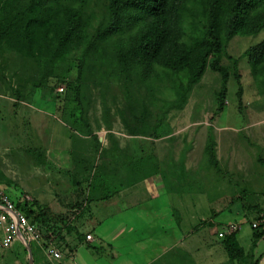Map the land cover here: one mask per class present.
I'll list each match as a JSON object with an SVG mask.
<instances>
[{"label":"rangeland","instance_id":"obj_1","mask_svg":"<svg viewBox=\"0 0 264 264\" xmlns=\"http://www.w3.org/2000/svg\"><path fill=\"white\" fill-rule=\"evenodd\" d=\"M64 1L75 7L83 2L84 18L92 25L88 33L92 34L102 20L106 0ZM10 9L11 5L7 4V10ZM263 38L264 32H260L257 35H236L228 41L226 55L220 56L229 79L219 114L215 112L219 108L221 77L208 67L193 86L185 106L168 113L166 125L158 129L155 137L149 136L150 130L135 138L127 135L116 115L117 107L123 102L121 92L113 84L107 87L100 67L88 66L82 90L83 118L97 136L99 149L93 138L79 135L63 120L67 83L75 81L78 76L77 60L82 46L70 49L64 58L69 68L65 80L50 78L45 87H36L30 79L35 70L31 57L5 49L0 56V185L13 196L29 195L44 209V219L60 229L71 216V210H81L69 225V231L63 229L64 235L56 239L63 259L72 257V249L65 239L67 235L68 243L77 241L83 244V237L91 234L94 244L95 233L102 243L95 250L99 256L104 258L111 253L108 247L111 243L120 255L115 264H126L125 256L130 252L128 245L159 240L163 228L171 230L175 221L173 213L165 210L168 204L161 195L166 189L159 192V175L146 182L144 197L137 203L136 198L124 196H113L97 204L88 201L87 176L91 175L96 164L101 163L100 152L110 148L108 136L111 134L129 155L135 156L140 150L152 153L175 185L182 174V194L194 198L192 204L199 213L198 217L215 216L218 221L224 215L234 214L240 226L239 244L247 251L251 223L264 215V166L259 161L264 160V57L254 67L251 52H247ZM155 70L159 75L150 81L154 83L157 96L173 99L175 96L169 84L176 81L175 78L159 67ZM60 87L64 88L63 92L58 91ZM140 92L148 98L144 86ZM17 93L24 98L17 100ZM105 104L113 120L110 133L102 120ZM210 126L222 173L207 166L204 147ZM36 151L43 158L42 164L38 163L42 158ZM114 174L117 180L127 173L118 169ZM188 183H193L192 189L188 188ZM158 193L161 198L153 199L152 196ZM188 205L184 201V206ZM217 229L219 227L215 225L211 230L216 233ZM214 240L215 243L218 241L216 234ZM28 246L32 254L31 264L51 261L35 243ZM263 248L264 238L254 254L260 255ZM76 253V264H83L85 258L95 259L84 247L76 248ZM59 261L63 263L62 259ZM0 264H29L25 247L15 242L10 249L0 251Z\"/></svg>","mask_w":264,"mask_h":264},{"label":"trees","instance_id":"obj_2","mask_svg":"<svg viewBox=\"0 0 264 264\" xmlns=\"http://www.w3.org/2000/svg\"><path fill=\"white\" fill-rule=\"evenodd\" d=\"M18 1L0 0V56L7 49L31 57L35 70L30 79L36 87H45L50 78L65 80L69 68L64 58L70 49L82 46L77 60L78 76L67 83L63 120L79 135L93 138L98 149L97 136L83 118L82 90L88 66L100 67L107 87L113 84L121 92L123 102L117 107L116 115L127 135L135 138L150 130L149 136L155 137L158 129L166 125L168 113L185 106L193 86L208 67L221 77L219 108L215 112L219 114L229 79L220 56L226 55L228 41L236 35L264 32V0H106L102 20L92 34L88 33L92 25L84 18L82 1L77 7L64 0ZM7 4L11 5L10 10H7ZM249 52L255 67L264 57V38ZM156 67L175 78L176 81L169 84L175 96L173 99L157 96L152 82L159 75ZM235 77L239 81L238 73ZM142 86L148 100L140 92ZM16 97L17 100L24 98L20 93ZM109 112L105 104L102 120L108 133L113 121ZM212 130V126L208 127L204 147L207 166L222 173ZM108 137L110 148L102 150L103 154L100 152L101 163L96 164L87 176L88 201L110 199L154 175L161 177L167 192H184L182 174L175 185L152 153L140 150L135 156L129 155L111 134ZM36 153L42 158L39 152ZM259 161L264 166V160ZM38 163L42 164L43 158ZM115 169L126 170V176L116 180ZM188 188L192 189L193 183H188ZM34 204L37 212L28 215L37 220L43 233L51 229L59 234L62 228L69 231V226L60 229L46 221L44 209ZM258 220L259 226L251 228L252 248L264 238V215ZM234 233L227 234L223 243L228 257L243 264L246 253ZM263 258L264 250L250 264H259Z\"/></svg>","mask_w":264,"mask_h":264},{"label":"crops","instance_id":"obj_3","mask_svg":"<svg viewBox=\"0 0 264 264\" xmlns=\"http://www.w3.org/2000/svg\"><path fill=\"white\" fill-rule=\"evenodd\" d=\"M147 178L137 184L130 186L126 189L121 190L115 197L124 196L126 198L132 197L136 198V203L142 197H144L143 189L146 182H151L155 178ZM160 178V176H159ZM153 181V180H152ZM161 187L159 192L164 190L162 179L160 178ZM142 187V190H141ZM126 190V191H124ZM160 193L152 196L153 199H160ZM165 197V202L168 204L166 211H170L174 216V228L168 231V229L163 228L162 233H160V239L148 243L136 242L135 244L128 245V251H130L125 257L124 263L126 264H238L235 260L228 257L227 251L225 249L223 237H219V232H224L225 226L231 223L237 225V230L235 231L236 241L239 244V224L235 221V215H224L221 220L216 221L212 216L208 218L198 217V211L192 200L194 198H189L182 193L177 192H167L163 195ZM186 199V200H185ZM134 202V200H132ZM184 201L188 202L190 205L184 206ZM99 201H96V204ZM101 203V202H100ZM205 219V220H204ZM202 221V222H201ZM217 222V223H216ZM218 225L219 229L214 233L213 227ZM206 228V229H204ZM207 228L210 229L207 232ZM94 233V232H93ZM216 234L217 242L215 243L214 236ZM96 238L94 244L85 245L81 243L71 242L68 243V235L65 237L67 245L72 249V257L62 259L63 263H59L56 260H51L48 264H76L75 255L76 248L84 247L95 256V259H87L83 264H115V260L120 258L118 252H116V247H113L111 243H108L110 247V254L105 255L104 258L99 256V253L95 251L97 248L101 247L100 239L93 234ZM98 238V239H97ZM250 244L246 253V259L243 264H250L259 255L254 254V250L257 248L258 243L263 239H260L254 248H252L251 235H249ZM20 242L23 247H25V252H27L26 246L20 241L16 240L12 243ZM10 246V248L12 247ZM37 246V245H36ZM100 246V247H98ZM240 246V244H239ZM38 247V246H37ZM9 248V249H10ZM29 248V246H28ZM39 248V247H38ZM40 249V248H39ZM264 250V248H263ZM262 250V251H263ZM114 251V253H113ZM116 252V253H115ZM262 253V252H261ZM72 261V263H71ZM57 262V263H56ZM67 262V263H66ZM69 262V263H68ZM37 264H39L37 262Z\"/></svg>","mask_w":264,"mask_h":264},{"label":"built area","instance_id":"obj_4","mask_svg":"<svg viewBox=\"0 0 264 264\" xmlns=\"http://www.w3.org/2000/svg\"><path fill=\"white\" fill-rule=\"evenodd\" d=\"M58 91L63 92L64 88L60 87ZM80 211L79 208L71 210V216L67 218L64 226H69ZM29 212H37L34 200L29 195L20 193L13 196L0 185V251L9 249L14 241L20 240L25 246L35 243L48 259L56 261L63 259L56 242L59 236L64 235L63 228L59 234L51 229L43 233L37 220L28 215ZM259 224L260 220L252 222L251 228L255 229ZM236 230L237 225L231 223L226 225L224 232H219L218 236L221 238ZM83 239L85 245L93 241L91 234H86Z\"/></svg>","mask_w":264,"mask_h":264},{"label":"water","instance_id":"obj_5","mask_svg":"<svg viewBox=\"0 0 264 264\" xmlns=\"http://www.w3.org/2000/svg\"><path fill=\"white\" fill-rule=\"evenodd\" d=\"M27 248V255H28V260H29V264L32 263V254L28 248V245H26ZM259 264H264V258L259 262Z\"/></svg>","mask_w":264,"mask_h":264}]
</instances>
